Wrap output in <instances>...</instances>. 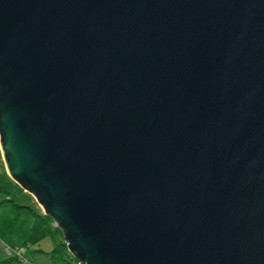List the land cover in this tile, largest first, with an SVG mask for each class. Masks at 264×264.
I'll return each mask as SVG.
<instances>
[{
    "label": "water",
    "instance_id": "water-1",
    "mask_svg": "<svg viewBox=\"0 0 264 264\" xmlns=\"http://www.w3.org/2000/svg\"><path fill=\"white\" fill-rule=\"evenodd\" d=\"M0 151L78 264H264V0H0Z\"/></svg>",
    "mask_w": 264,
    "mask_h": 264
},
{
    "label": "crops",
    "instance_id": "crops-1",
    "mask_svg": "<svg viewBox=\"0 0 264 264\" xmlns=\"http://www.w3.org/2000/svg\"><path fill=\"white\" fill-rule=\"evenodd\" d=\"M0 171L7 175V177H9L5 170V167L1 164ZM10 181H12V183L17 186V184L13 180ZM3 196H7L12 199L10 193H8V195L0 194V199ZM31 197L37 208V202L35 201L33 196ZM45 239L46 237L44 236L43 224L38 219H36L28 210L16 209L11 203L0 204L1 258L11 255L12 251L15 248L22 246L24 243H27L30 250L35 247L44 251H48L49 249H51L50 244L46 243L42 248L40 246V244L45 241Z\"/></svg>",
    "mask_w": 264,
    "mask_h": 264
},
{
    "label": "trees",
    "instance_id": "trees-1",
    "mask_svg": "<svg viewBox=\"0 0 264 264\" xmlns=\"http://www.w3.org/2000/svg\"><path fill=\"white\" fill-rule=\"evenodd\" d=\"M18 188L23 191L19 186ZM8 193V191L4 190L0 186V194L8 195ZM3 203H11L16 209L28 210L36 219H38L43 224L44 236L50 235L52 237V247L48 251H43L41 249L38 250L47 254L49 258L48 264H78V260L69 252L66 243L63 241L61 230L54 224V220L49 215L43 213L40 209H36L35 207H32L30 205L17 203L7 196H3L0 199V204ZM54 231L58 234L57 240H55V238L53 237ZM23 245L26 247V253L31 251L27 243H24ZM13 263H18V257L15 254H11L0 259V264Z\"/></svg>",
    "mask_w": 264,
    "mask_h": 264
},
{
    "label": "rangeland",
    "instance_id": "rangeland-1",
    "mask_svg": "<svg viewBox=\"0 0 264 264\" xmlns=\"http://www.w3.org/2000/svg\"><path fill=\"white\" fill-rule=\"evenodd\" d=\"M0 156H1V151H0ZM0 164L2 166H4L2 157H0ZM10 180H12V179L7 177V175H5L3 172L0 171V186L3 187L5 190H7L10 193L12 199L17 203L28 204V205L36 208L35 203L31 197L32 195L26 191H21L18 188V186L14 185L12 183V181H10ZM36 209L42 210V208L39 205ZM45 237H46L45 241H43L40 244L41 248L44 247V245L46 243L50 244V246L52 247V237L50 235H47ZM53 237L55 238V240L58 239V234L55 231L53 232ZM38 249L39 248L33 247L30 252L26 253V255L31 260L36 262L37 264H48L49 258L47 256V254H45L43 252L41 253V251H39ZM0 259H1V257H0ZM13 264H16V263H13Z\"/></svg>",
    "mask_w": 264,
    "mask_h": 264
},
{
    "label": "built area",
    "instance_id": "built-area-1",
    "mask_svg": "<svg viewBox=\"0 0 264 264\" xmlns=\"http://www.w3.org/2000/svg\"><path fill=\"white\" fill-rule=\"evenodd\" d=\"M12 254H15L18 257L17 264H37L26 255V247L24 245L15 248L12 251Z\"/></svg>",
    "mask_w": 264,
    "mask_h": 264
}]
</instances>
